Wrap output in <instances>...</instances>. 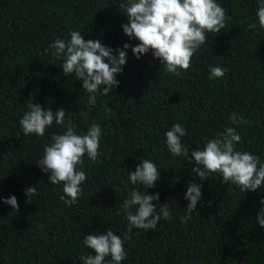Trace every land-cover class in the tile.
<instances>
[{
  "label": "trees",
  "instance_id": "trees-1",
  "mask_svg": "<svg viewBox=\"0 0 264 264\" xmlns=\"http://www.w3.org/2000/svg\"><path fill=\"white\" fill-rule=\"evenodd\" d=\"M122 2L0 0V264H83L79 257L91 251L83 245L86 234L112 228L122 235L128 223L123 201L134 188L147 192L128 179L140 158L157 164L161 178L148 192H159L157 210L167 203L172 219H161L154 230L133 229L121 264H264V228L257 220L264 189L241 192L213 174L202 182L195 212L182 222L188 182L201 181L194 177V164L169 153L164 135L180 123L187 133L182 143L191 151L203 147L206 137L236 127L229 118L236 113L252 122L237 127L242 143L236 150L264 162V29L258 0H216L226 10V26L221 33H206L208 40L179 77L169 75L151 53L137 59L126 49L119 87L98 95L91 107L82 81L63 74V59L52 55L50 45L79 31L85 40L99 39L112 49L135 46L139 41L123 32L128 19L119 9ZM249 23L257 30H249ZM210 66L223 67L225 75L209 80ZM29 102L53 112L64 107L65 126L54 123L42 138L24 136L19 121ZM81 111L90 112L87 121ZM69 122L77 134L92 123L102 131L99 162L85 156L83 195L71 206L60 199L63 185L50 184L49 174L36 165L51 135L66 131ZM31 186L37 195L28 201L25 189ZM13 195L18 211L3 203Z\"/></svg>",
  "mask_w": 264,
  "mask_h": 264
},
{
  "label": "clouds",
  "instance_id": "clouds-1",
  "mask_svg": "<svg viewBox=\"0 0 264 264\" xmlns=\"http://www.w3.org/2000/svg\"><path fill=\"white\" fill-rule=\"evenodd\" d=\"M258 4L259 27L264 29V0H258ZM119 9L128 19L122 25L124 34L139 41L135 46L125 43L123 48L112 49L99 39L85 40L79 31H71L70 39L56 37L50 45L54 50L52 55L63 59L60 67L63 74L66 77L74 75L77 81H82L83 90L90 94L87 104L91 107L96 106L98 95L107 96L113 88L119 87L120 81L116 77L127 64L126 49L131 48L137 59L151 53L169 75L179 77L180 70L189 69L191 58L208 40L206 33H221L228 19L226 10L216 0H126ZM247 27L257 30L255 23H249ZM225 72L223 67L210 66L208 78H222ZM27 108L19 121L24 136L34 134L42 138L54 123L65 126L64 107L53 112L40 103L29 102ZM107 111L111 113L110 108ZM89 114L80 113L85 121ZM229 118L236 127H226L216 134V138L206 137L203 147L191 151L182 143L187 133L180 123H175L164 133L169 153L174 157H184L188 163L194 164V177L201 181L188 182L184 194L189 201L186 208L188 215L180 217L182 222L186 223L195 212L202 199V182L213 174L221 175L223 183L235 185L241 192L264 189V162L252 152L236 150V145L242 143L237 127L252 122L236 113H231ZM101 135L98 123H92L85 133L77 134L69 122L66 131L51 135V142L44 145L42 157L36 162L44 173L49 174L50 184L63 185L60 199L69 206L76 204L83 195L81 185L87 179L82 170L85 156L92 162H99ZM160 178L157 164L148 158H140L135 170L128 171L130 182L142 185L147 192L142 193L134 188L123 201L121 211L128 223L127 231L122 235L109 228L106 233L93 232L84 236L83 245L91 251L79 257L83 264H121L127 257L124 246L132 239L133 229L154 230L161 219H172L167 203L157 210V204H161L159 192H148V189L156 187ZM176 182L179 180L176 179ZM25 195L29 201L37 195V188H26ZM3 203L19 210L15 195L4 199ZM260 204L264 205V198ZM257 220L259 226L264 228V208L257 214Z\"/></svg>",
  "mask_w": 264,
  "mask_h": 264
}]
</instances>
